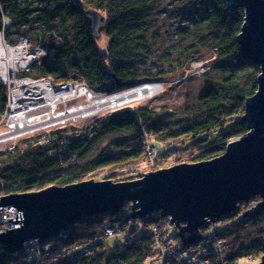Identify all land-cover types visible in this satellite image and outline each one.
Returning a JSON list of instances; mask_svg holds the SVG:
<instances>
[{
    "label": "trees",
    "instance_id": "16d2710c",
    "mask_svg": "<svg viewBox=\"0 0 264 264\" xmlns=\"http://www.w3.org/2000/svg\"><path fill=\"white\" fill-rule=\"evenodd\" d=\"M208 3L210 10L205 16L189 30L176 32L178 46L156 54L149 49L153 38H148L150 23L144 17L149 7L147 0H0V29L4 18L11 21L6 36L13 26L21 29L38 25L43 31L35 40H29L48 48L46 56L50 55L51 60L45 57L35 62L29 73L33 77L53 81L70 78L86 82L96 92L113 93L158 81L167 74L182 73L191 60L210 56L219 61L205 75L215 71L221 78L219 82L214 78L205 81L198 97L197 118L178 131H169L159 121L162 113L157 106H144L114 111L83 126L68 123L61 129L21 139L15 152L0 153V194L38 192L49 186L62 187L90 179L131 181L128 172L147 161L148 147L157 151L155 171L169 160L187 164L211 160L223 154L229 141L243 136L247 132L241 121L244 102L256 91L259 68L239 56L236 37L243 12H229L224 0ZM90 9L105 18V50L99 48L84 20L83 12ZM53 35L60 37L61 42ZM151 57L157 59V63H152L154 74L145 67ZM166 64L167 69H159ZM69 73L72 77H68ZM5 103L6 88L0 84V117ZM112 137L127 140L131 148L94 156L93 146ZM110 144L117 148L125 145L114 141ZM81 161L79 171L71 169ZM257 201L253 199L251 203ZM249 202L238 204L235 211L219 220L222 230L216 228L217 223L214 225L217 235L226 240V248L222 260L212 252L207 254L208 264H234L242 257L264 258V229L255 239L244 231L249 223L264 224V213L251 219L241 218ZM130 214L126 203L114 217L103 214L83 219L70 226L67 233L40 245H28L15 254L5 253L0 245V264H150L153 240L148 228L162 218L153 213L144 219L145 223L134 219L128 224ZM108 229L113 231L111 237L105 235ZM208 229L200 231L201 245ZM75 245H85L88 255L68 256L62 252V248Z\"/></svg>",
    "mask_w": 264,
    "mask_h": 264
},
{
    "label": "water",
    "instance_id": "95a60500",
    "mask_svg": "<svg viewBox=\"0 0 264 264\" xmlns=\"http://www.w3.org/2000/svg\"><path fill=\"white\" fill-rule=\"evenodd\" d=\"M224 1L229 12H243L236 37L240 58L259 68L256 91L246 98L241 117L247 132L229 141L216 158L148 172L138 180L90 179L1 196V207L17 209L15 219L8 221L20 223L0 233L5 253L22 251L29 241L42 244L57 238L83 219L116 216L126 203L131 218L153 213L169 217L183 246L196 244L201 229L216 224L240 203L258 199L241 215L243 220L264 213V0ZM83 17L97 40L105 29L104 16L90 9Z\"/></svg>",
    "mask_w": 264,
    "mask_h": 264
},
{
    "label": "built area",
    "instance_id": "2783aa9c",
    "mask_svg": "<svg viewBox=\"0 0 264 264\" xmlns=\"http://www.w3.org/2000/svg\"><path fill=\"white\" fill-rule=\"evenodd\" d=\"M10 25L11 21L4 18L0 29V49L2 50L0 55V84L5 86L7 94L4 111L0 117V146L2 147L0 151L13 153L17 150V143L12 148L3 145V140L8 138L16 141L37 133L61 129L68 123L75 124L79 120L94 119L101 114L108 115L114 111H122V107L126 105L140 101L142 98H152L164 91L165 85L162 82L144 83L129 90L110 94L96 92L84 81L69 79L56 84L50 78L32 77L28 75L31 67L47 54L48 48L41 46L40 42H31L29 38L24 36L18 37L14 42L6 41L4 36ZM53 36L61 42L60 37ZM207 64H211L210 70L215 64L214 58L210 57V61L201 60L192 63L189 70L183 72L182 80L205 75L208 71L205 70ZM193 70H197V72L192 73ZM29 84L37 86L36 88L39 89H34L36 92L30 94L28 92ZM40 89L43 92L42 96H40ZM49 142L47 141V143ZM156 155V149L148 147L149 157L147 161L129 170L128 175L132 177L130 180H138L144 176L143 174L154 171ZM1 196L5 195L0 194ZM16 212L17 209L14 207L0 206V233L5 232L6 229L20 226V223L8 221L15 219ZM145 218L135 220H142L145 223ZM161 218L160 223L152 224L148 228V234L153 240L150 264H208L206 256L211 252L214 256L219 255L218 260H222L221 254L226 248V240L217 235L215 224L207 226L209 229L202 245L200 242L203 236L196 244L183 246L178 238L169 234V231L174 229L170 218ZM130 223L131 221H128V224ZM105 235L111 237L113 231L108 229ZM28 245L40 244L31 241L25 245V248ZM48 248L46 246L45 250ZM32 251L35 250L32 249ZM62 252L68 256L71 254L86 256L89 250L85 245H75L62 248ZM35 253L38 256L41 255L40 252L35 251ZM249 259L253 260V258Z\"/></svg>",
    "mask_w": 264,
    "mask_h": 264
},
{
    "label": "rangeland",
    "instance_id": "374dc122",
    "mask_svg": "<svg viewBox=\"0 0 264 264\" xmlns=\"http://www.w3.org/2000/svg\"><path fill=\"white\" fill-rule=\"evenodd\" d=\"M147 1L149 7H147V10L144 12V17H145V22L150 23V25L148 26L149 28L148 38L149 39L151 37L153 38V42H152L153 46H149V49L151 53H156V54L159 53L158 50L164 48L166 50H170L173 46L174 47L178 46V44L175 42L177 41L176 39L178 37V34L176 32L179 30H184V31L189 30L196 20H198L200 17L205 16V14L210 10L208 0H147ZM53 30L56 32L58 30V27L54 28ZM42 32L43 31L41 30V27L38 25L23 26L21 29H18L13 26L9 30L7 36L5 34L4 39L6 41L13 42L18 37L24 36L31 40H35L37 36ZM97 41L99 48L101 50H105L107 46V40L104 38L103 32L98 37ZM172 41L175 42V44L172 45ZM48 43H49L48 44L49 48H51L52 44L49 42V40ZM45 57L48 61L51 60L50 55L47 56L44 55L42 56V59H44ZM156 60L157 59H155V57L154 58L151 57L149 58V60H147V63L145 65V67L150 69L151 74H154L156 71V68H154V66L152 65V63H157ZM201 60L210 61V56L195 58L191 60L184 66L182 73H180L179 71L174 75L167 74L162 79H160L162 81L158 80L155 82H151V83L162 82L165 85L164 91L152 98H148V97L142 98L140 99V101H136L132 104L126 105L122 107V110H130L133 108H139L144 106H150V107L157 106L156 108H159V110L161 109L160 112L162 113L159 121L163 125H166L167 127L166 129H168L169 131L181 130L187 124L191 123L197 118V115L200 111L198 97L204 89L205 81L211 79L213 80V78L214 80H216V82H219L221 80L220 76H218V74L215 71H211L205 76L190 78L191 79L190 81H188V79L182 80L183 79L182 75L184 76L183 72L185 70H189L190 68L189 66L192 63H197ZM218 61L219 59L214 57L215 64ZM207 65H208L207 69L205 70L209 71V67L211 64H207ZM167 67L168 64H166L163 68L159 67V69L163 70V69H167ZM195 72H197V70H193L192 73ZM68 77H72V73H69ZM54 82L57 84L60 82H65V80H61V81L55 80ZM116 93H110V94H116ZM100 116H104V115L101 114L98 117ZM91 119L92 118L79 120V122L77 123H79L78 124L79 126H83L88 124ZM20 140L15 141L8 138L6 140H3V145L12 148L16 145V143H19ZM111 141H114L115 143L124 142L125 145L123 146V148H117L110 144ZM155 146L160 148L159 145L157 144H155ZM130 148H131L130 144L128 143L127 140L117 139L115 137H112L106 139L105 141L99 144H95L93 146L92 153L94 154V156H106V155L116 154L120 150L124 151ZM1 149L2 147L0 146V150ZM0 152H6V151H0ZM181 163L187 164L186 162H181ZM181 163H179L176 160H169L167 162L161 163L162 166H158V167L160 169H164ZM82 164L83 161L78 162L71 169H75V171L77 172L79 171L80 165ZM254 204L255 203H251L250 201L248 205L249 207H247V209ZM216 228L218 230H222L223 225H220V222L218 221ZM263 229H264L263 223H249L246 225V228H244V231L249 235V237L255 239L259 237L260 231H262ZM169 234L172 236H177V231L175 230V228L171 229L169 231ZM109 242H113V240H110ZM237 264H264V262H262L261 257L255 256L253 257V260L247 257L239 258L237 260Z\"/></svg>",
    "mask_w": 264,
    "mask_h": 264
},
{
    "label": "bare ground",
    "instance_id": "6f19581e",
    "mask_svg": "<svg viewBox=\"0 0 264 264\" xmlns=\"http://www.w3.org/2000/svg\"><path fill=\"white\" fill-rule=\"evenodd\" d=\"M2 54V50L0 49V55ZM1 65V64H0ZM38 78V77H37ZM30 86L28 87V92L30 93V94H32V93H35L36 91L34 90V89H39V88H36L35 86H33V85H31V84H29ZM34 91V92H33ZM40 92H41V94H40V96H42L43 95V92H42V89H40ZM46 102H49L48 100H46V98H43ZM134 220V218H131V216H130V219H129V221H133ZM29 242H31V241H29ZM25 248V247H24Z\"/></svg>",
    "mask_w": 264,
    "mask_h": 264
}]
</instances>
